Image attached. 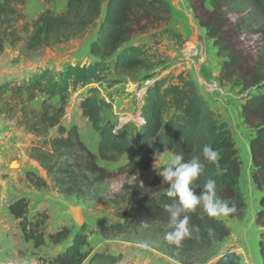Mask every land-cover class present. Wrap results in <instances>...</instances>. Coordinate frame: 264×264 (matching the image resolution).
Listing matches in <instances>:
<instances>
[{
	"label": "trees",
	"instance_id": "trees-1",
	"mask_svg": "<svg viewBox=\"0 0 264 264\" xmlns=\"http://www.w3.org/2000/svg\"><path fill=\"white\" fill-rule=\"evenodd\" d=\"M188 3H208L213 20L235 16L230 26L235 34L250 33L258 37L261 48L255 66L241 84L245 90L259 89L264 85V0H187ZM63 12H44L32 24L26 49L38 52L56 45L80 39L91 28H97L95 40L90 43L92 61L87 64L68 65L57 74L48 69L33 73L21 83L0 84V118L14 121L16 127L33 140L27 157L45 173L50 184L65 201L79 203L101 202V188L109 172L98 161L116 163L123 156H138L127 164L130 171L151 168V152L183 154L185 160L199 157L204 170L196 181L203 185L208 179L217 184V194L234 207L229 218L241 219L246 210L245 197L240 188V159L235 142L226 125L209 108L197 84L185 73L175 77L167 75L154 79L143 76L144 81L154 79L147 86L139 108V124L126 123L115 126L104 122L102 113L110 104L100 99L99 87L111 77L122 76L136 81L148 71L156 57L144 45L130 44L133 27L144 31L155 30L154 41L162 38L179 40L181 35L167 28L171 6L167 0H65ZM24 0H0V55L5 45L19 42L16 26L23 19L19 7ZM225 23H229L224 20ZM27 31V26L24 27ZM219 27L207 30V39L214 46L220 41L214 34ZM219 53L221 49L219 48ZM227 65L234 62L229 48L225 51ZM236 68V67H235ZM227 76L225 79H230ZM222 81V78H218ZM86 90L79 102L81 116L97 134L96 155L81 140L76 126L62 124L71 93ZM40 98L38 108L32 103ZM244 125L253 130L249 152L254 168L252 177L257 189L264 182V93L248 96L241 106ZM55 132L51 136V132ZM210 144L219 152L220 168L209 163L202 154L204 145ZM27 182L35 189H45L47 182L33 172L26 173ZM201 189L197 188L199 194ZM262 191V190H260ZM167 191L146 194L134 190L124 193L112 202L115 221L102 218L96 223V232L104 240L132 241L139 237L142 244L153 248L178 264H206L217 257L220 245L229 237L230 229L218 217L208 216L198 207L190 212L191 238L180 246L169 244L164 234L171 231L170 217L165 204L174 198ZM29 201L19 198L12 201L7 211L16 221L22 240L37 250L47 244L62 246V250L49 260L39 259V264H117L122 255L94 252L90 249L89 233L85 225L77 231L63 226L46 232L48 216L37 213L28 219ZM257 225L264 228V208L256 215ZM147 224V227L143 225ZM211 229V233L209 232ZM264 264V233L258 242ZM215 264H242L231 250L220 255Z\"/></svg>",
	"mask_w": 264,
	"mask_h": 264
},
{
	"label": "rangeland",
	"instance_id": "rangeland-1",
	"mask_svg": "<svg viewBox=\"0 0 264 264\" xmlns=\"http://www.w3.org/2000/svg\"><path fill=\"white\" fill-rule=\"evenodd\" d=\"M167 1L171 6L167 28L179 33L181 39L162 38L154 41L152 34L156 33L155 30L144 31L140 27H133L130 44L146 46L154 54L156 61L136 81L114 76L99 87L97 96L110 104L102 113L103 121L117 127L128 122L139 124L141 103L136 102L135 93L146 81L139 85L136 82L146 75L156 79L167 75L175 77L179 73L187 74L197 84L209 108L221 122L226 123L232 135L241 162L240 188L246 201V210L241 219L218 217L230 229V235L220 245L217 257L206 264H215L226 250L235 252L242 264H263L258 242L264 228L257 225L256 215L264 208V182L260 187L262 191L257 189L252 177L254 168L249 152L254 131L244 125L240 116L241 106L248 96L264 93V85L259 89L248 90L241 86L243 79L255 66L261 43L257 36L250 33L235 34L230 31L231 24L236 21L235 16L223 17L220 22H215L208 3ZM65 7V0H24V4L19 7L23 19L16 26L19 42L13 47L5 45L0 55V84L21 83L43 69L57 74L68 65L87 64L93 60L89 54V46L96 38V27L88 30L80 39L38 52L26 49V41L37 17L44 12H63ZM226 19L229 23L224 22ZM214 26L219 27L214 34L220 39L217 46H214L213 40L207 39L206 28L211 30ZM219 48L221 53L218 52ZM227 48L234 59L232 65L225 63L228 61L225 56ZM227 76L230 79H225ZM218 78H222V81ZM154 79L148 81L149 86ZM85 96V89L70 94L62 124L66 127L76 126L81 140L96 155L97 134L79 111V102ZM40 100H35L32 106L38 108ZM50 135L54 136L55 132ZM32 140L30 135L16 127L14 121L0 118V264H39L40 258L49 260L64 246L47 244L35 250L30 243L22 240L16 221L7 211L8 205L19 198L29 201V220L41 212L48 216L46 232L56 231L63 226L77 231L85 225L89 233L90 249L94 252L121 254L122 259L117 264H178L148 247V243L143 245L141 238L137 236L129 242L121 238L104 240L96 232V223L102 218L109 222L115 221V207L112 202L118 196L131 194L134 190L149 195L167 191L168 184L162 181L159 171L170 162L171 154H164L155 160V152H151V168L144 171H130L127 167V164L138 160V156H123L116 163L98 161L109 172L107 181L100 189L102 201L78 204L75 200H63L45 173L27 157L26 151ZM27 172L44 178L47 187L33 188L26 180Z\"/></svg>",
	"mask_w": 264,
	"mask_h": 264
},
{
	"label": "clouds",
	"instance_id": "clouds-1",
	"mask_svg": "<svg viewBox=\"0 0 264 264\" xmlns=\"http://www.w3.org/2000/svg\"><path fill=\"white\" fill-rule=\"evenodd\" d=\"M204 158L217 169L220 168L219 152L210 144L202 148ZM164 153H154L155 160L161 158ZM204 165L199 157L185 160L183 154H175L170 158L167 166L159 171L162 181L168 184L167 197L174 198L172 203L165 204L164 210L170 217L171 231L164 234V240L169 244L180 246L185 238H191L193 231H198L195 226H190V212L198 207L210 217L227 216L234 212V207L220 199L217 194V184L214 179H208L203 185L196 181L201 176ZM201 191L197 194L196 189ZM147 227V224L143 225ZM211 229L209 232L211 233Z\"/></svg>",
	"mask_w": 264,
	"mask_h": 264
},
{
	"label": "built area",
	"instance_id": "built-area-1",
	"mask_svg": "<svg viewBox=\"0 0 264 264\" xmlns=\"http://www.w3.org/2000/svg\"><path fill=\"white\" fill-rule=\"evenodd\" d=\"M147 86H149V82L148 81L144 82V84L139 86L138 90L135 93L136 102L142 104L143 97L145 95V91H146ZM138 120H139V118H138Z\"/></svg>",
	"mask_w": 264,
	"mask_h": 264
}]
</instances>
